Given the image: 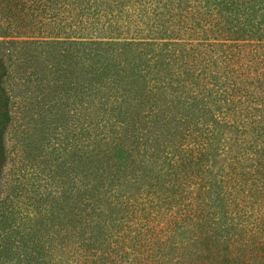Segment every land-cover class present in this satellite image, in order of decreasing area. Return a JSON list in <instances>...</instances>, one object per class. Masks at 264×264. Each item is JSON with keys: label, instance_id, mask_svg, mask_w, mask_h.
<instances>
[{"label": "trees", "instance_id": "16d2710c", "mask_svg": "<svg viewBox=\"0 0 264 264\" xmlns=\"http://www.w3.org/2000/svg\"><path fill=\"white\" fill-rule=\"evenodd\" d=\"M0 36L73 70L49 69L89 131L70 151L68 225L93 233L74 264H264V0H0ZM222 128L240 149L214 171ZM44 237L26 251L66 252Z\"/></svg>", "mask_w": 264, "mask_h": 264}, {"label": "rangeland", "instance_id": "374dc122", "mask_svg": "<svg viewBox=\"0 0 264 264\" xmlns=\"http://www.w3.org/2000/svg\"><path fill=\"white\" fill-rule=\"evenodd\" d=\"M9 39L0 36V264H74L69 251L83 245L82 239L93 233L81 228L80 224L75 228L68 225L67 218L85 206L78 199L72 200L68 193L74 176L69 165L74 161L70 151L73 145L84 146V139L75 135L81 133L86 136L89 131L82 132L76 128L78 122L71 121L67 108H62L70 96L61 91V85H54L56 75L49 69L73 70L58 52L47 56L33 48L27 53L35 59L25 60L27 53L18 52L25 50L17 45L12 47L7 43ZM81 69L73 73L79 80L83 77ZM255 70L254 66L250 67V78ZM54 100L60 102V109L53 106ZM205 114L209 113L205 111ZM237 136L235 129L226 128L215 136L211 156L214 171L222 164H228L240 149ZM223 146L226 153L220 154L218 151L221 152ZM98 175L96 173V179L100 180ZM79 177H82L81 173ZM101 182L102 179L97 184ZM26 183L33 184L32 194L43 192L42 199L36 201L32 194L25 195L30 192L24 187ZM19 188L23 194L19 193ZM135 191L133 189L132 192ZM41 212L47 213L52 222L35 221V213L39 215ZM110 215L106 211L103 218ZM53 236L58 242L63 241L65 253L55 250L51 254L49 248L41 249L43 253L35 255L26 251L34 250L38 243L43 242V237ZM97 237L95 242L99 246L103 242L104 247L114 248L106 241V233L98 232Z\"/></svg>", "mask_w": 264, "mask_h": 264}]
</instances>
